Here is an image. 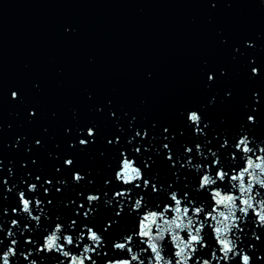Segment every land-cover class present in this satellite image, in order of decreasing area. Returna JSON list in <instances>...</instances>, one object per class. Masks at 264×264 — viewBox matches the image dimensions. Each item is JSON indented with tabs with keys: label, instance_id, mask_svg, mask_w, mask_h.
Masks as SVG:
<instances>
[{
	"label": "water",
	"instance_id": "water-1",
	"mask_svg": "<svg viewBox=\"0 0 264 264\" xmlns=\"http://www.w3.org/2000/svg\"><path fill=\"white\" fill-rule=\"evenodd\" d=\"M191 111L203 118L200 133L188 119ZM89 128L94 129L92 136ZM243 135L249 136V147L264 146V0H0V255L16 239L12 246L16 255L8 257L9 264L31 260L70 264V257L55 251H37L58 222L74 241L83 223L104 236L97 253H88L96 264L130 260L126 249L113 248L114 242L139 232L141 223L147 224L151 239L158 228L143 217L165 207H169L165 219L176 217L171 211L174 202L166 196L175 189L196 197V206L203 210L197 217L207 220L202 235L205 231L208 245L198 247L196 255L217 264L211 252L222 253L212 226L220 225L211 215L222 220L218 213L227 215L228 207L217 205L214 193L239 197V188L232 187L239 182L217 180L201 189L200 176L215 178V168L202 172L186 161L191 155L192 164L203 167L202 162L214 159L211 149L228 175H235L246 166L243 157L251 155L237 152L235 159L229 155ZM81 139L88 143L81 145ZM197 144L208 160L197 154ZM188 147L193 148L191 154ZM122 153L161 188L159 195L136 180L141 188H134L131 200L115 197L122 188L129 195L131 187L116 180ZM257 156L264 153L252 155L260 162ZM67 159L73 164L67 165ZM232 166L235 170L230 172ZM76 172L81 181L74 179ZM256 172L264 178V173ZM249 182L251 177L245 174V185ZM33 183L38 185L34 192L29 190ZM257 190L260 196L255 195ZM20 191L33 201L32 215L41 216L39 224L21 210ZM138 193L145 197L137 214L131 208ZM88 195L101 198L90 205ZM251 195L261 199L264 188L255 185ZM36 198L42 201L39 207ZM120 201L124 211L117 216ZM185 206L192 215V206L182 201L181 209ZM89 207L94 211L85 219ZM205 212L211 215L205 217ZM236 215L241 216L243 229H232L233 238L240 237L238 248L252 257L249 264H264V226L257 227L251 210L248 217ZM14 219L17 226L11 223ZM72 219L77 220L74 230L69 228ZM109 220L112 225L105 231ZM156 223L165 226L159 219ZM9 230L12 237L7 236ZM179 235L187 241V230ZM144 239L133 236L131 247L139 260L150 264L153 254ZM176 243L170 232L160 242L161 255L173 264ZM92 244L86 234L79 247L65 243L64 250L79 256ZM29 251L25 259L22 254ZM188 264H195V255ZM219 264H242V258L230 254Z\"/></svg>",
	"mask_w": 264,
	"mask_h": 264
},
{
	"label": "snow or ice",
	"instance_id": "snow-or-ice-1",
	"mask_svg": "<svg viewBox=\"0 0 264 264\" xmlns=\"http://www.w3.org/2000/svg\"><path fill=\"white\" fill-rule=\"evenodd\" d=\"M258 72V69H253V72ZM209 79H212L210 76ZM15 93V92H14ZM17 96V93H15ZM188 119L195 125L196 131L198 133L202 132L203 129L199 127V125L202 123V116L197 111H191L188 115ZM248 119L250 121H254L255 117L249 116ZM167 131V129L165 130ZM89 136H92L94 134V129L89 128L88 129ZM147 133H145L146 135ZM137 135H140L139 132H137ZM88 143L87 140L81 139L80 144L86 145ZM249 143H252L251 140H249V136L243 135L239 138L238 142L234 145L236 151H233L229 153L231 159H235L237 157V152L242 153H250L251 155H247L243 157L246 166L243 167L242 171H239L235 175L229 176V171H225V166L221 162V157L217 154L216 151H212L209 149V152L211 153V156L214 157V159L210 160L208 163H203L201 166L193 165L192 159L193 157L189 155L186 163L191 164L192 167H197L200 170L205 171L206 169H209L213 172V169L215 168V178L208 174H202L199 178V187L201 189H204L208 185H215L217 183V180L224 181L225 179H230L232 181H238V184H233L232 187H238L240 196L236 197L233 195H221L220 191H216L214 193V199H216L217 205H225L228 207V214L227 215H221L222 213H225L224 211H220L218 213L219 217H223L222 220L217 219L216 215H211V213L205 212L203 213L205 217L211 215V218L216 221V223L220 226H212V230L215 233V242L219 245V251L222 253V255L217 256L216 255V249H213L211 252L212 260L217 261V264L221 260L227 262L231 257L240 256L242 258V264H248L247 261V254H244V249L238 248V240L240 237L237 235L236 238H233V232L232 229H238L241 232L243 229L241 228V216H237L236 213L239 212L243 214V217L249 216V211L251 210L252 213L255 214L256 220H257V227L264 226V222H262V219H264V197H261V199L256 200L252 197L253 188L255 185H259L261 188H264V178H261L260 175L257 174L256 170H259V173H264V156H257L256 160L260 162H256L252 159V155H255L257 151L260 153H264V146H259L258 149L252 147H249ZM228 141H224V145H227ZM222 145V147L224 146ZM165 148H168L169 146L167 144L164 145ZM239 150V151H238ZM137 152L140 151L139 148L136 149ZM186 152L191 154L193 152L192 147L186 148ZM196 152L198 155L203 157L204 160H208V157L205 156V154L201 151V145H196ZM123 159L120 162L121 167L116 172V180L122 181L124 185H131L129 189H127V192L129 195H126V191L124 188L120 189L119 191H116L114 193L115 197H126L128 200H131L130 193L134 190V188H141V183H134L136 180H140L143 182V188L147 189L149 186L151 187L152 192L159 195L161 188L157 186L156 183H153L150 179L144 178V172L143 175L141 174V167L139 168H133L132 162L129 159V156L126 153H122ZM168 159L173 161V164L175 165V160L171 153L168 155ZM67 165H72L73 160L67 159L65 161ZM147 167V165H145ZM184 164H181V167H183ZM234 166L230 168V172L234 171ZM131 172H134L135 175H131ZM247 174L250 177L255 176V179H251V182H249L247 185L244 183V176ZM39 179V177H37ZM74 179L76 181H81L83 179L82 175L79 174V172H76L74 174ZM47 184L51 185L52 181L47 180ZM110 183V182H109ZM37 184L33 183L29 185V190L35 191L37 189ZM169 188H172V185H169ZM211 190V189H209ZM45 192H48V189H45ZM179 195V198H178ZM256 196H260V191L257 190L255 193ZM139 199H136L134 201V204L132 205L131 211H135L138 214V210L141 209V202L143 201L145 195L143 194H137ZM167 198L171 199V201L174 202V207H171V211L175 212L177 215L176 217L172 219H165V213L169 211V207H165L163 211L160 212H150L147 216L143 217V220H151L153 224H156V227L158 228V232L152 236L151 239H147L150 236V229H148L147 224L141 223L140 225V231H134L132 234L126 235L123 237L122 240L118 239L113 244L114 249H120V250H127L128 254H131L130 260H122L119 262V264H132V261H139V264H144L142 260H139V257L136 254H133V250L131 247V244L133 242V236H142L145 237L142 241L143 244L148 245V249L151 250V253L153 254L150 264H173L171 259H165L161 255L162 248L160 246V242L165 239V233H171V239L176 243L175 247L177 251L175 252V256L177 257L176 264H188V261L192 259L193 255H195V264H208L207 260H203L201 256L196 255L198 247L199 248H206L208 247L207 243L205 242V231H202L205 228L207 220H199L197 217V214L202 213V208L197 207L195 204V196L189 195L188 191H184L183 194H181L179 189L171 190L166 193ZM247 196L248 198L245 199L243 197ZM20 197V203L22 205V211L24 213H27L28 216L37 222V224L40 223L41 216L32 215L33 211V201L29 198H25V192L20 191L19 192ZM100 196L98 195H88L87 200L89 204L91 205L93 201L100 200ZM168 199L165 200V202H168ZM239 199L240 203L237 204L236 200ZM249 199L251 200V203H249ZM182 201L186 205L192 206V215H189V208L187 206L183 207L181 209ZM50 203V201H49ZM109 204L112 203L111 200L108 201ZM42 201L39 198L35 199V205L41 206ZM257 206L262 211H257ZM80 208H83L84 205L80 204ZM17 209H13V212H16ZM94 211L93 208L89 207L84 213L83 216L85 219L88 218L90 212ZM124 211V201H120V207L116 211V215L119 216ZM77 215H79V211L77 210ZM193 217H197L196 220H194ZM157 219L161 220L162 223L165 225L164 227H160L158 223H156ZM186 219V223L184 222ZM231 219V223H225V221H228ZM12 225L17 226V220H12ZM61 225H63V231L61 229ZM112 221L109 220L108 223L105 225V231L109 227H111ZM77 226V220L72 219L69 223L70 229H75ZM25 229L31 230L29 225L24 226ZM227 227V231H217L218 228H225ZM65 225L62 222H58L55 224L54 228H52V231L50 234L44 237L43 244L40 245V247L37 249V251L43 252L48 251L52 252L55 251L57 253H60L63 257H70V264H85V261H90L91 264H96V260H94L91 256L88 255V253L91 251L93 253H97V249L101 248L104 245V236L98 232L93 226H89L88 223H83L81 225V230L79 232V235L76 236L75 241L73 238V235H66L65 233ZM187 230L188 239L185 242L183 238L179 235V231ZM99 233V234H98ZM87 234V238L93 242L92 245H86L83 248V251L80 253L79 256H71L69 251H65V243L67 245H75L79 247V243L85 239V235ZM14 234L11 230L8 231L7 236L12 237ZM255 238L258 240L260 237L253 233ZM103 237V240L101 239ZM63 239L65 243H60L59 241ZM123 241V242H118ZM26 242L29 244L35 243L33 239L26 238ZM16 244V239L11 240L10 246L6 249V251L0 255V261H2V264H5V253H8L7 259L9 256H15V249L12 247ZM94 245V246H93ZM254 247V245H253ZM148 249H142L141 251H147ZM10 250H14L10 251ZM31 254V251L28 253H23L25 259H28L29 255ZM111 260V259H110ZM9 261V259H8ZM109 261V260H108ZM107 261V262H108ZM106 262V264H107ZM30 264H37L36 260H31ZM58 264H64L63 261H58Z\"/></svg>",
	"mask_w": 264,
	"mask_h": 264
},
{
	"label": "clouds",
	"instance_id": "clouds-1",
	"mask_svg": "<svg viewBox=\"0 0 264 264\" xmlns=\"http://www.w3.org/2000/svg\"><path fill=\"white\" fill-rule=\"evenodd\" d=\"M254 72H255V70H254ZM13 97H15L16 95H15V93L13 92ZM251 179H255V176L253 175V177H251ZM249 203H251V200L249 199ZM262 203H264V202H262ZM259 211H262L261 209H259ZM258 211V212H259ZM221 215H226L225 213H222ZM262 222H264V219H262ZM217 231H227V227H225V228H218L217 229ZM10 251H13L14 252V250H10ZM5 255V264H9V261H8V259H7V256H8V253H5L4 254ZM252 260V257L251 256H247V261H248V264H249V262Z\"/></svg>",
	"mask_w": 264,
	"mask_h": 264
}]
</instances>
